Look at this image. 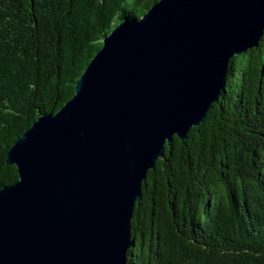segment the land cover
Returning <instances> with one entry per match:
<instances>
[{
  "label": "water",
  "instance_id": "1",
  "mask_svg": "<svg viewBox=\"0 0 264 264\" xmlns=\"http://www.w3.org/2000/svg\"><path fill=\"white\" fill-rule=\"evenodd\" d=\"M263 32L264 0H158L113 29L72 98L6 153L18 180L0 189V264H126L147 172Z\"/></svg>",
  "mask_w": 264,
  "mask_h": 264
},
{
  "label": "trees",
  "instance_id": "2",
  "mask_svg": "<svg viewBox=\"0 0 264 264\" xmlns=\"http://www.w3.org/2000/svg\"><path fill=\"white\" fill-rule=\"evenodd\" d=\"M158 0H0V189L6 153L55 114L101 41ZM126 264H264V32L233 57L205 120L149 170Z\"/></svg>",
  "mask_w": 264,
  "mask_h": 264
}]
</instances>
